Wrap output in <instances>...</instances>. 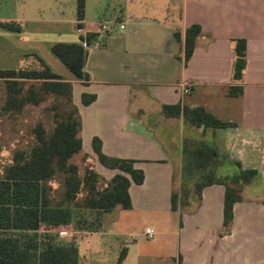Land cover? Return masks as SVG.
<instances>
[{
  "label": "crops",
  "instance_id": "1",
  "mask_svg": "<svg viewBox=\"0 0 264 264\" xmlns=\"http://www.w3.org/2000/svg\"><path fill=\"white\" fill-rule=\"evenodd\" d=\"M20 4L18 0L0 13V69H22L32 58L41 59L72 85L82 152L95 171L106 180L120 173L98 161L91 145L97 137L103 154L134 160L144 174L141 184L128 187L130 209L117 206L85 217L97 227L48 225L72 231L70 242L61 240L74 244L78 264H264L263 201L241 197L227 226L222 184L203 187L200 198L190 195L183 208L172 210L170 202L181 185L184 137L203 138L219 159H232L264 177V0H84L82 19L76 0ZM112 20L123 29L99 31L101 23ZM194 24L201 32L185 62V32ZM235 38L246 40L241 80L232 77ZM83 41L88 44L87 82L76 78L51 49L56 42L83 46ZM184 81L191 84L186 95L180 91ZM231 86L241 87V94L228 95ZM83 93L96 98L84 105ZM163 104L203 106L233 126L195 137L181 117L163 115ZM230 143L235 150L228 149ZM146 228L153 230L151 237ZM83 237H88L86 246H81Z\"/></svg>",
  "mask_w": 264,
  "mask_h": 264
},
{
  "label": "trees",
  "instance_id": "2",
  "mask_svg": "<svg viewBox=\"0 0 264 264\" xmlns=\"http://www.w3.org/2000/svg\"><path fill=\"white\" fill-rule=\"evenodd\" d=\"M76 14L79 19L83 18L84 0H76ZM200 32L197 24L186 29L185 62L192 55ZM232 46V77L241 80L246 63V40L235 38ZM51 49L76 78L88 81L84 70L87 52L80 43L56 42ZM36 60L39 64L36 69H0V81L5 88L2 111L19 112L23 106L37 105L50 95L58 101L54 105L56 112L50 129L37 122L32 128L34 142L31 147L17 150L0 176V264H78L73 243L64 242L51 232L38 234L39 227L43 224L55 227L72 225L73 228L89 229L87 225L91 222L85 221V217L91 212H97L96 217L111 212L117 206L130 209L128 187L131 182L141 184L144 174L134 167V160L103 154L97 137L92 139L91 145L98 161L105 167L118 169L120 173L106 180L95 171L87 154L83 155V160L87 161L83 171L71 162L75 154L82 153L81 117L72 101V85L52 72L41 59L36 57ZM241 92V87L231 86L228 89L230 96H238ZM95 98L94 94L83 93L81 102L87 105ZM161 109L165 117H181L202 134L208 129L233 126V123L218 119L203 106L163 104ZM190 141L196 153L206 150V157L211 156V159L197 172L198 175L191 177L192 180L185 181L181 176L179 190L171 193V209L187 206L190 195L199 199L201 190L207 185L222 184L225 189L223 223L227 226L232 220L234 203L241 200L243 186L254 184L260 172L252 168L242 169L232 159L229 162L225 161V157L219 159L209 143ZM230 165H235L234 172L223 174L221 171Z\"/></svg>",
  "mask_w": 264,
  "mask_h": 264
},
{
  "label": "rangeland",
  "instance_id": "3",
  "mask_svg": "<svg viewBox=\"0 0 264 264\" xmlns=\"http://www.w3.org/2000/svg\"><path fill=\"white\" fill-rule=\"evenodd\" d=\"M17 1L18 0H0V13L4 12L6 8L8 9L10 4H14ZM20 1L21 0H19V4ZM24 68L36 69L39 68V64L37 60L32 58L28 62V65ZM4 98L5 88L2 81H0V176L3 172V168L11 162V157L17 150H28L31 147L34 142L32 128L37 122H42L45 127H47V129H50V127L53 125L54 113L56 112V109H54V105L58 103L55 97L50 95L46 97L44 101L40 102L37 105L27 104L23 106V108L19 112H4L1 110ZM186 128H188V132L191 131L190 133H192L195 137H200L199 135L202 134L201 132L198 134V132L196 131L198 129L193 127L191 128V126L189 125H186ZM219 139L222 140L220 137ZM224 141H228V137H226ZM180 146V175H182V178L185 181H190L192 180L191 177H193V175H198L199 171L203 169L204 165H206V163L210 161L211 156H208V158L206 157V150H202L199 153H196L194 145L187 137L183 138ZM225 152L227 151H224L223 153ZM83 155L84 153L82 152L79 154H75L71 158V162L77 164L80 171H83L85 165H87V161L83 160ZM221 172L223 174H231L234 172V169L227 168L226 166V168H224ZM255 183H258V187L256 184L251 186H243L241 196L245 199L256 198L264 202V177L261 178V176H259L258 180L255 181ZM53 184L56 185L57 183L53 182ZM255 189L259 191L253 192L252 190ZM96 213L97 212H91L88 215H95ZM88 226L90 228H95L96 224L91 223V225L88 224L87 227ZM56 231L57 230H55L53 227L41 225V227H39V229L37 230V233L46 234L51 232L52 234H57ZM87 238L88 237H83L81 239V246H86L88 240ZM132 238L133 237H131L130 239ZM71 239L72 238H66L63 240L70 242ZM142 242L145 243L148 241L146 239H143Z\"/></svg>",
  "mask_w": 264,
  "mask_h": 264
},
{
  "label": "built area",
  "instance_id": "4",
  "mask_svg": "<svg viewBox=\"0 0 264 264\" xmlns=\"http://www.w3.org/2000/svg\"><path fill=\"white\" fill-rule=\"evenodd\" d=\"M123 27L124 25L122 23H118L115 20L106 21L99 25V31L100 32H113L115 28L123 29ZM87 45H88L87 42L83 41V47H86ZM190 90H191V84L189 82L184 81L180 84V91L182 94L184 95L189 94ZM235 148H236L235 143L228 144V149L230 151L235 150ZM56 232H57L58 239L60 240L73 237V233L70 230L60 229V230H57ZM144 232H145V235H147L148 237H151L153 235V230L151 228H146Z\"/></svg>",
  "mask_w": 264,
  "mask_h": 264
}]
</instances>
